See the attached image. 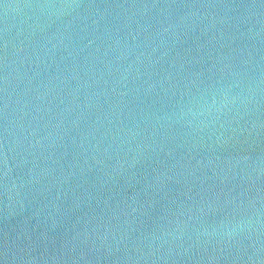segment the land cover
I'll return each instance as SVG.
<instances>
[{
	"label": "water",
	"instance_id": "obj_1",
	"mask_svg": "<svg viewBox=\"0 0 264 264\" xmlns=\"http://www.w3.org/2000/svg\"><path fill=\"white\" fill-rule=\"evenodd\" d=\"M0 264H264V0H0Z\"/></svg>",
	"mask_w": 264,
	"mask_h": 264
}]
</instances>
